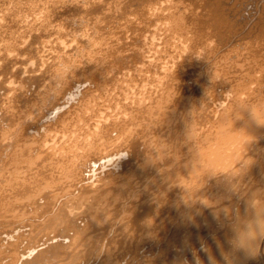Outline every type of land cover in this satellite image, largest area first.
<instances>
[{
  "label": "bare ground",
  "instance_id": "obj_1",
  "mask_svg": "<svg viewBox=\"0 0 264 264\" xmlns=\"http://www.w3.org/2000/svg\"><path fill=\"white\" fill-rule=\"evenodd\" d=\"M0 87V259L264 264V0H0Z\"/></svg>",
  "mask_w": 264,
  "mask_h": 264
},
{
  "label": "rangeland",
  "instance_id": "obj_2",
  "mask_svg": "<svg viewBox=\"0 0 264 264\" xmlns=\"http://www.w3.org/2000/svg\"><path fill=\"white\" fill-rule=\"evenodd\" d=\"M0 88H1V87H0ZM1 89H2V88H1ZM1 89H0V93L3 92V90H1ZM0 116H1V113H0ZM0 118H1V117H0ZM113 159L116 160V158H113ZM113 159H112V160H113ZM109 161H110V160L106 159V160L100 162L101 164H102V163H105L104 165H102V167L104 166V169H102L100 163L95 164L96 166L93 165V168H91V169L88 168L89 170H87V171H88V172H91V173H89V175H90V174H91V175L95 174V176H96L97 173H98L99 176H102V174H104V172H105V174H106V173L109 172V171H114L113 167L115 168V166L113 165L112 161H110L111 164H110ZM99 165H100V167H98ZM105 165H106V166H105ZM108 165H109V168H108ZM105 167H106V168H105ZM96 168H97V169H96ZM98 168H99V169H98ZM107 168H108L109 170H108ZM111 168H112V170H111ZM90 170H91V171H90ZM95 170H96V171H95ZM103 171H104V172H103ZM86 174H87V172H86ZM98 175H97V176H98ZM3 215H4V213H1V214H0V218L3 219ZM1 222H2V220L0 221V227H1V228H0V232H2V234L0 233V236L2 237V238L0 237V238L2 239V240L0 239V241H2V242H0V244H3L4 248L8 245L9 242H11V241H13V240H16L15 237H17L18 233L21 234V231H22V233L25 232L26 230H28L27 228L29 227V226H28V227L26 226V225H28V221H26V220L21 222L22 224H26V225H24V226H26L25 228H24V226H22L21 223H19V222H18L19 224L16 223L17 226L15 225V223H12L9 227H4V225H1V224H3V223H1ZM23 222H25V223H23ZM13 225L15 226L16 229H15L14 227H11V226H13ZM21 226H22V227H21ZM2 227H3V228H2ZM18 227H19V229H18ZM4 228H5V229H6V228H7V229L11 228V230L9 229L10 231H9V230H6V231H5ZM13 228H14V230H13ZM23 228L25 229L24 231H23ZM3 229H4V230H3ZM21 229H22V230H21ZM12 230H13L14 233H12ZM15 230H16V231H15ZM18 230H19V232H17ZM20 230H21V231H20ZM7 232H8L9 234H8ZM50 233H52L53 235H52V234H49V232H48V234H47V233L44 234V237L42 236V237L44 238V240H43V238L41 237L43 243L46 242V241H48L47 239H45V237H46V238L48 237V238L50 239L47 243H51L52 240H53L52 242H56L57 240H60L61 238L64 239L65 241H67V240L70 241V240L68 239L67 236H66V238H65V237H63L62 235H61V236H62V237H61V236H59L58 234H55L54 232H50ZM12 235H13V237H14V238L12 237L13 240L10 239V237H11ZM15 235H16V236H15ZM49 235H51L52 237L54 236V237L52 238V237L49 236ZM56 235H58V237H57ZM3 237H4V239H3ZM8 237H9V238H8ZM50 237H51V238H50ZM55 237H56V238H55ZM59 237H60V239H59ZM57 238H58V239H57ZM51 239H52V240H51ZM56 239H57V240H56ZM62 239H61L60 241H64V240H62ZM5 240H6V241H5ZM9 240H10V241H9ZM45 240H46V241H45ZM27 242H28V241L24 240V241L22 242L21 246H22L23 244H25V248L30 250V246H31V244H30V245L28 244V245H29V246H28V245H27ZM42 242L39 240V241L36 243V246H37V245H39V246H37V247L34 246V248L36 247L37 249H34V251H32V252L36 253V251H38L39 249H42V248H44V247L47 246V245L45 246V243H44V245H43ZM57 242H58V241H57ZM40 243H41V245H42L43 247L40 246ZM47 243H46V244H47ZM0 247L3 248L2 245H0ZM27 247H28V248H27ZM39 247H40V248H39ZM4 248H3V249H4ZM23 249H24V248H23V246H22V251H23V252H24V251L27 252V250H23ZM29 250H28L29 253H27V254L29 255V257H26V256H28V255L25 253V254H23V255L21 256V259H20V260L25 259V258L31 259V257H33L34 253L32 254V252L29 251ZM21 253H22V252H21ZM5 255H6V254H5ZM5 255L3 256V259H5V258H6V259H5V260L0 259V260H1L0 264H2V263L4 264L5 262H6L5 264H7V261L9 260L8 258H10V257H8V255H7V256H5ZM20 255H21V254H20ZM24 255H25V256H24ZM7 257H8V258H7ZM2 260H3V261H2ZM11 261H12V260H9L8 264H9V263H10V264H12V263H13V264H14V263L19 264V262L21 263V262H23L24 260H22V261H15V262H12V263H11ZM25 264H28V263H25ZM29 264H31V263H29Z\"/></svg>",
  "mask_w": 264,
  "mask_h": 264
},
{
  "label": "clouds",
  "instance_id": "obj_3",
  "mask_svg": "<svg viewBox=\"0 0 264 264\" xmlns=\"http://www.w3.org/2000/svg\"><path fill=\"white\" fill-rule=\"evenodd\" d=\"M258 239H264V210H261L254 220L239 226L236 230L234 244L237 248L255 253Z\"/></svg>",
  "mask_w": 264,
  "mask_h": 264
}]
</instances>
